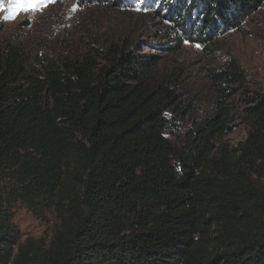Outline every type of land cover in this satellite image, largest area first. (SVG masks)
I'll return each instance as SVG.
<instances>
[{"label":"trees","instance_id":"16d2710c","mask_svg":"<svg viewBox=\"0 0 264 264\" xmlns=\"http://www.w3.org/2000/svg\"><path fill=\"white\" fill-rule=\"evenodd\" d=\"M143 2L176 33L154 48L167 55L184 41L215 47L264 4ZM103 47L62 58L0 49V264H264V93L249 94L234 61L208 69L210 109L194 119L180 69L157 75L159 59L126 38ZM236 121L245 139L228 148ZM17 204L54 214L47 243L21 240Z\"/></svg>","mask_w":264,"mask_h":264},{"label":"rangeland","instance_id":"374dc122","mask_svg":"<svg viewBox=\"0 0 264 264\" xmlns=\"http://www.w3.org/2000/svg\"><path fill=\"white\" fill-rule=\"evenodd\" d=\"M143 3V0H123L121 8L114 9L110 5H86L84 0H0V49L10 43L19 45L31 57L41 54L62 58L79 54L88 46L102 50L109 42L129 39L138 55L159 59L157 75L168 76L180 69L184 102L193 100L194 119L210 109L213 96L206 77L208 69L221 70L234 61L247 74L249 94L264 93V4L243 21L239 30L216 38L215 47L209 49L184 41L176 54L167 55L154 48L171 44L172 40L164 37L176 33L167 22L154 18L151 11L154 6L144 7ZM190 121L177 125L175 133L169 135L170 140L181 144ZM234 124L232 133L221 141L228 148L245 139L244 123ZM13 222L22 241L30 238L47 243L56 219L52 213L39 219L17 204Z\"/></svg>","mask_w":264,"mask_h":264}]
</instances>
